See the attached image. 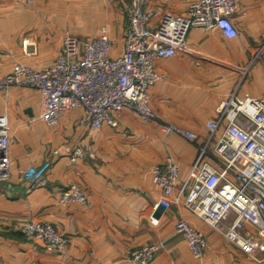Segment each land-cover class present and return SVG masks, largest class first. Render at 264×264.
I'll return each mask as SVG.
<instances>
[{
    "label": "crops",
    "instance_id": "1",
    "mask_svg": "<svg viewBox=\"0 0 264 264\" xmlns=\"http://www.w3.org/2000/svg\"><path fill=\"white\" fill-rule=\"evenodd\" d=\"M131 1L0 0V79L17 63L49 66L66 35L88 39L102 28L113 41L109 55L120 56ZM192 1L146 0L151 26L166 14H184ZM233 20L237 37L193 28L174 57L155 62L164 75L149 88L157 119L145 121L124 109L114 115L116 126L105 122L91 129L77 108L50 126L39 117L38 90L11 86L0 91V113L7 114L14 137L11 174L0 182V264H129L133 249L159 242L163 246L149 264H264V251L244 252L182 203L156 215L163 194L153 182L152 167L172 157L186 178L199 153L178 133L166 135L161 123L203 137L228 94L264 97V0H239ZM78 145L92 149L76 160L56 157L42 186L24 180L28 167L39 166L58 147ZM72 183L82 186L86 204L58 201ZM179 217L206 236L202 257H194L176 233ZM26 219L52 224L67 237V247L52 252L27 238L20 230Z\"/></svg>",
    "mask_w": 264,
    "mask_h": 264
},
{
    "label": "built area",
    "instance_id": "2",
    "mask_svg": "<svg viewBox=\"0 0 264 264\" xmlns=\"http://www.w3.org/2000/svg\"><path fill=\"white\" fill-rule=\"evenodd\" d=\"M238 3L239 0H193L184 14H166L152 27L153 12L147 9L146 0H132L126 9L128 23L120 56L109 55L113 41L106 28L88 39L66 35L51 65L36 69L17 63L0 79V91L11 86L38 90L39 117L50 126L77 108L83 110L91 129H99L105 122L116 126L114 115L124 109L145 121L157 119L149 88L164 75L155 70V62L174 57L193 28H216L228 38L237 37L233 14ZM161 127L166 135L178 133L194 143L199 153L186 178L181 177L180 167L172 157L152 167L153 182L163 194L160 203L165 207L182 203L248 254L264 251V97L228 94L206 123L203 137L171 123H161ZM13 142L8 116L0 113V182L11 174L9 149ZM91 149V145L60 146L39 166L28 167L23 178L32 186H42L56 157L76 160ZM87 200L78 183L58 195V201L66 205L86 204ZM20 230L48 251L61 252L68 244L67 237L48 222L26 219ZM175 231L187 242L194 257L204 255L207 241L199 229L179 217ZM162 246L159 242L137 247L131 251L128 263L149 264Z\"/></svg>",
    "mask_w": 264,
    "mask_h": 264
},
{
    "label": "water",
    "instance_id": "3",
    "mask_svg": "<svg viewBox=\"0 0 264 264\" xmlns=\"http://www.w3.org/2000/svg\"><path fill=\"white\" fill-rule=\"evenodd\" d=\"M165 208V203H160L156 212V215H159Z\"/></svg>",
    "mask_w": 264,
    "mask_h": 264
}]
</instances>
